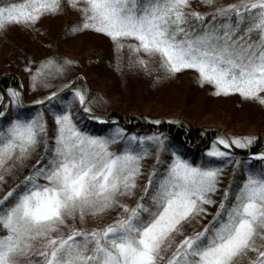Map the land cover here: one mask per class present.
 <instances>
[{
    "label": "snow or ice",
    "instance_id": "obj_1",
    "mask_svg": "<svg viewBox=\"0 0 264 264\" xmlns=\"http://www.w3.org/2000/svg\"><path fill=\"white\" fill-rule=\"evenodd\" d=\"M68 5L79 13L70 31L102 33L117 48L130 41L135 64L146 71L167 76L192 70L213 94L237 93L264 106V0H233L203 12L192 10L190 0ZM60 9L61 0H0V29L35 25ZM72 63L49 57L24 69L31 88L55 87L33 101L54 118L51 144L43 111L19 112L15 88L7 89V104L0 97V184L42 145L27 174L0 195V264H264V150L251 151L257 138L217 134L193 162L163 133L140 135L116 126L92 134L80 126V109L89 120L107 117L90 114L88 89L71 79L52 83ZM152 148L154 163L139 185ZM234 148L248 149L247 158ZM233 159V180L217 203L211 194ZM212 204V218L185 234L184 225ZM115 207L120 211L109 222L88 226Z\"/></svg>",
    "mask_w": 264,
    "mask_h": 264
},
{
    "label": "rangeland",
    "instance_id": "obj_2",
    "mask_svg": "<svg viewBox=\"0 0 264 264\" xmlns=\"http://www.w3.org/2000/svg\"><path fill=\"white\" fill-rule=\"evenodd\" d=\"M233 0H213L212 5H205L203 0H190L191 9L208 10L212 6L223 5ZM77 14L78 11L76 12ZM69 14H71L69 12ZM72 14H75L72 12ZM35 25H27L25 34L20 35L14 27L3 28L9 37H15L19 46L16 54L10 57L9 63H15V67L8 68L7 56L0 50V73L11 71L19 78L21 83V95L25 104L33 103L42 99L55 87L47 88L41 96L31 97L29 91L30 73H24L16 65L25 61L34 70L35 66L46 57H50L54 51L42 46L38 27L43 23L42 30L47 31L50 37L56 38L59 27V12L43 16ZM89 30H81L60 41L58 58H67L73 61L72 65L65 69L64 76L59 81L53 80V84L66 83L81 77L86 87L94 91L93 98L89 100V107L93 111H114L128 115H149L154 118L181 119L190 126L207 129H219L226 136L251 135L261 137L264 140V106L252 100H245L237 93L213 94V88L209 84H200L192 70H181L172 75H163L150 67L146 71L143 67L135 64L136 55L130 53L125 42L123 48H117L113 41L106 35ZM84 32V33H83ZM88 32V33H86ZM105 38H100V36ZM45 40L47 38H44ZM118 54L122 56L124 64L128 67L127 72L118 73ZM143 56V53L139 54ZM16 57V58H14ZM32 61L31 64L28 62ZM35 62V64H33ZM23 67V66H22ZM24 70V69H23ZM38 89L44 88L38 85ZM35 92V91H34ZM33 92V93H34ZM21 108H26L24 105ZM22 113V112H21ZM24 114V113H23ZM2 122V121H0ZM150 151V150H149ZM152 153V151H150ZM170 159V158H169ZM144 163L153 165L154 156L148 155ZM140 185L141 181L138 179ZM139 189H137L138 192ZM211 198L219 202V190L211 194ZM127 203H132L135 197H121ZM207 214L194 217L184 225L185 234L193 229L199 230L211 218L216 210V204L205 205ZM119 207L109 209L101 217L90 220L91 225H102L109 222L119 212ZM71 223V221H69ZM77 226L79 221H77ZM89 226V224H88ZM180 237L178 236L177 239ZM253 256V253L249 254ZM242 264H246L243 261Z\"/></svg>",
    "mask_w": 264,
    "mask_h": 264
},
{
    "label": "trees",
    "instance_id": "obj_3",
    "mask_svg": "<svg viewBox=\"0 0 264 264\" xmlns=\"http://www.w3.org/2000/svg\"><path fill=\"white\" fill-rule=\"evenodd\" d=\"M215 7V6H212ZM192 10L195 11H210L208 10H201V9H195ZM69 12L71 14H69ZM74 12L75 14H72ZM77 10L69 7L68 0H61V9L59 11L60 15V21H59V27L56 32V38L50 37L47 34V31L42 30L43 23L39 25L38 29L41 34H43L40 38V43L44 48H46V45H48V48L54 51L50 57H60L59 54V46L60 41L65 40L70 35L76 33L72 32L69 29L71 26L78 21L79 14L76 13ZM41 22V20H39ZM11 27H14L13 29L16 30L15 35L17 33H20V35L25 34V29L27 25H19L14 24L11 25ZM4 29H0V50L4 52V56H7L8 60V68L12 69L15 67V63H9L10 57L14 56L16 54V51L18 49L17 41L15 40V37H9ZM88 32L93 33L94 31L89 30ZM86 32V33H88ZM84 33V32H83ZM98 36H100L98 34ZM103 36H100L102 38ZM44 38H47L46 40ZM105 38V37H103ZM16 58V57H14ZM48 58V57H46ZM23 63H19V65H16L17 68H19L22 72H26V67L32 68L30 65H28L25 61H22ZM35 64V62H33ZM23 66V67H22ZM128 70V67L125 66L124 61L122 59V56L118 54V73L119 74H125ZM28 73V72H26ZM74 82L78 81V86L86 87L85 82L81 79V77H76ZM15 88L20 91L21 93V83L19 81V78L14 75L11 71L0 73V97H3V103L7 104L9 102V97L7 93V89ZM87 88V87H86ZM35 91V92H34ZM34 92V93H33ZM44 92H48L47 88H34L29 91V94L31 97L35 98V96H41ZM88 99L93 98L92 94L94 91H90ZM43 98V97H42ZM22 104L27 107L26 108H19L17 109L19 112H22L24 114H34L36 110L43 111L45 113V121L47 124V132H48V138L49 143L51 144V138L55 135V123L54 118L52 115H50L47 111V108L41 107V105H37L34 103L25 104L24 97L21 95ZM47 103V102H45ZM80 118H81V124L80 126L82 129L89 131L92 134L95 135H104L108 133L110 130L115 128L116 126L122 127L126 130V132H131L135 134L140 135H150L152 133H163L165 136L168 137V141H170L172 144L181 146V149L183 153L186 155L187 158H189L191 161L195 162L198 161L201 157V155L204 152V149L208 146L210 141L215 137L217 134H224L223 131L219 129H207L203 127H196V126H190L184 123L181 119H169L164 120L163 118H154L149 115H128L123 113H115L114 111H108V112H102V111H93L91 110V115H99V116H106L107 120L105 122H100L96 120H89L88 115L83 112V109H80ZM152 120H160V124H153L151 123ZM225 135V134H224ZM256 141L254 145L251 147L252 152H258L261 150H264V140L261 137H256ZM152 151V153H150ZM149 151V155H153L155 153V149L152 148ZM235 154L237 156H241L242 158H247L248 149H233ZM42 152V145H38L28 160L24 162V165L21 169H18L15 173V176H7L6 182L3 184H0V195H3L5 192L8 191V189L12 186V184L15 181L16 177H20L24 174H27L28 169L36 163V160L39 158L40 153ZM164 159H169L170 155L168 153L163 154ZM145 160L143 159V162ZM236 161L233 159L230 164H225L220 176V183L218 185L219 190V198L222 197L224 189L229 186L230 182L233 180V170L232 165L235 164ZM253 163H257L253 161ZM145 165L142 167V171L144 172V176L140 177L139 180L141 181L140 185L143 184L144 180L147 177V172L149 171L151 164L144 163ZM237 177H239V173L237 174ZM139 182V181H138ZM139 184V183H138ZM89 226L91 225V221L88 222Z\"/></svg>",
    "mask_w": 264,
    "mask_h": 264
}]
</instances>
